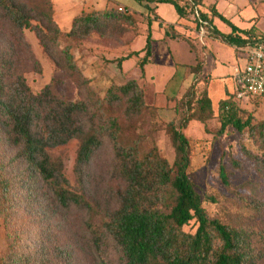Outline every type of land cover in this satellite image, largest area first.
Returning <instances> with one entry per match:
<instances>
[{"label": "rangeland", "instance_id": "374dc122", "mask_svg": "<svg viewBox=\"0 0 264 264\" xmlns=\"http://www.w3.org/2000/svg\"><path fill=\"white\" fill-rule=\"evenodd\" d=\"M17 1L25 6L33 24L45 29L47 17L51 14L55 25L61 31H68L73 18L81 12L125 4L135 9L134 24L112 21L82 42L75 44L73 41L70 51L79 66V71L75 74L67 67L61 50L66 46L67 40H63L59 45H53L49 54L41 46L34 30L29 28L22 30L21 41L14 39L9 30H6V36L14 39L17 48H20V43L23 47L28 44L27 48L33 56V61L28 60L26 49L23 48V54H18L16 67L25 70L23 75L33 93L42 92L49 84L57 98L66 101L79 99L86 101L89 110L80 120L86 128L94 124L99 126L108 114L120 116L126 121L127 137L139 135L142 138L141 156L155 145L172 163L176 148L165 124L174 122L178 125L182 117L191 112L189 102L196 99L203 87V84L192 82L187 87L188 94L185 95L186 91H183L186 85V65L192 63L194 59L188 44V36L195 37L196 33H191L180 24L175 30L171 29L167 34L172 38L171 41L167 44L155 43V54L150 56L152 62L145 66L143 76L138 62L144 52L125 60L122 67L112 61L131 51L140 50L145 45L148 33L147 11L135 1ZM177 1L181 5L186 2ZM213 3H216L218 10L230 17L234 24L240 28L250 29V36L264 35V0H205L203 9ZM156 10L168 22H172L174 14H178L171 3H159ZM181 22L184 24L190 22L196 26L195 15L182 17ZM158 24L164 27L165 31L164 24L160 22ZM216 24L219 25V29L216 25L215 27L222 33H230L231 26L219 17ZM153 25L157 27V22L154 21ZM204 29L206 31L204 35H207L208 31L213 33L212 29L206 27ZM208 46L210 48L206 50L209 55L208 63L214 68L217 67L216 70H212L211 74L214 77L209 85L215 111L205 122L190 121L185 130L191 139L193 151L189 175L211 217L232 225L243 226L257 233L254 235L257 238L264 235V179L255 172L254 163L247 153H260V150L256 143L232 126H227L222 135H216V129L220 127L219 102L238 86L236 78L238 58L232 45L221 38L212 40ZM211 49L214 52L212 55ZM131 79L137 82L135 90L129 94L118 92L120 97L118 100L100 106L97 100L107 94L110 86L127 83ZM136 94L144 96L146 106L139 112H128L130 100ZM236 103L242 109L252 112L256 121H264V97L236 98ZM1 133L3 135L4 132ZM79 143V138H73L51 149L63 159L68 187L84 193L102 210L115 211L120 205V196L126 187V181L114 140L108 133H103L102 145L94 151L85 167L83 182H79L75 175V158ZM0 149L2 151L5 149L11 156L19 150L10 145L0 146ZM222 155L229 174L230 186H225L219 176L218 163ZM232 158L239 159L242 166H234ZM9 173H13L18 182L12 214L8 221L0 218V258L6 253L8 243L16 237L19 239L18 244L26 249L32 245L57 249L54 254L57 264H124L120 258L119 247L111 237L107 238L102 252L97 250L86 226L89 219L87 210L75 207L67 210L60 207L51 190L21 159L14 163ZM195 228L194 221L185 227L188 231H194ZM253 255L256 264H264L263 240L254 243ZM102 256L105 257V262H102Z\"/></svg>", "mask_w": 264, "mask_h": 264}, {"label": "trees", "instance_id": "16d2710c", "mask_svg": "<svg viewBox=\"0 0 264 264\" xmlns=\"http://www.w3.org/2000/svg\"><path fill=\"white\" fill-rule=\"evenodd\" d=\"M133 1L147 11L148 33L145 45L140 50L131 51L112 61L122 67L125 60L144 52L138 62L143 76L145 65L152 55V15L158 18L155 7L159 3L173 4L180 18L195 15L198 30L204 25L231 45L241 46L264 40V35L250 36V29L234 24L218 10L216 3L203 9L205 0H186L182 5L177 0ZM134 11L131 5L125 4L81 12L73 18L68 31H61L55 25L51 14L47 17V26L44 29L31 22V17L21 2L0 0V146L19 148L12 156L5 149H0V218L8 221L12 214L18 181L9 170L21 159L51 190L60 207L67 210L75 207L89 212L86 226L97 250L102 252L107 238L111 237L119 247L120 258L124 264H256L253 255L254 243L258 240L264 241V235L255 238L257 233L243 226L211 217L189 175L193 151L191 139L185 130L190 121L205 122L215 111L206 83L209 78L201 77L200 59L191 67L197 73L193 83H205L196 99L189 102L191 112L184 115L178 125L174 122L165 124L176 148L172 163L155 145L141 156L142 138L139 135L127 137L126 121L118 115L108 114L99 126L94 124L86 128L80 121L81 116L89 110L86 101L57 98L49 84L42 92L35 94L23 75L25 70L16 67L18 54H23V48L26 49L28 60L33 61L27 43L24 47L20 43V48L14 45L15 38L23 40L21 31L29 28L35 31L41 46L49 54L53 45L67 40L66 46L61 50L67 67L75 74L79 71V66L70 51L73 41L75 44L82 42L112 21L134 24ZM215 17L230 25L232 31L229 34L219 31L214 25ZM174 28L172 24L165 26V33L168 34L169 29ZM6 30L12 33L14 39L6 36ZM189 43L191 46L194 44L192 41ZM136 83L135 79H131L127 83L112 85L107 94L97 102L101 107L112 103L120 98L118 92L129 94L135 90ZM185 91L187 95L189 91ZM236 96L235 90L228 92L220 100V127L216 129V135H222L227 126H232L256 143L260 153L247 154L254 163L257 175L264 179V121H256L252 112L242 109L236 103ZM252 97L261 96H250ZM130 101L128 112H139L146 106L142 94L134 95ZM1 132H4L3 135ZM103 133H108L115 142L126 181V187L120 196V205L112 212L102 210L84 193L68 187L63 159L51 150L73 138H79L75 175L79 182H83L85 167L94 151L102 145ZM223 158L224 155L218 163L219 176L225 186H230ZM232 162L236 167L242 166L239 159L232 158ZM192 221L196 224L195 230H186V225ZM18 241L19 239L13 237L8 243L6 253L0 258V264H57L54 257L57 249H46L37 245L26 249ZM102 262H105L104 256Z\"/></svg>", "mask_w": 264, "mask_h": 264}, {"label": "crops", "instance_id": "0c3cea01", "mask_svg": "<svg viewBox=\"0 0 264 264\" xmlns=\"http://www.w3.org/2000/svg\"><path fill=\"white\" fill-rule=\"evenodd\" d=\"M157 7H158V5L155 7V13L158 15V18L154 19V15L152 16L153 23H154V21L157 22V27H155L152 24V34H153V38H154L153 41H152V56L155 54V51H156L155 50L156 49V46H155L156 42H161V43L163 42V43L167 44L172 39L169 35H167L165 33L164 27H160L159 26V24H158L159 21H162L164 26H167L169 24L174 25V27L178 26L179 24L180 25H184L186 30L191 31V33L195 32L196 33L195 37L187 35L189 37L188 44L190 45L189 41H192L194 43L193 46L190 45V51H191L192 54H194V59H193L192 63L186 65V72H185L186 85L184 86L183 91L187 89L188 85H190L192 82H194V80H195V78L197 76V73L193 72L191 70V67L194 66L197 63L198 59H200L202 61L201 77H206L207 76L209 78L206 83L208 84V90H209V94H210L209 85H210V81L214 77L213 74H211V73H213L212 70H216L217 67L214 68V66H210L209 65V63H208L209 62V55H208V52H206V50L210 49L209 46H208V43L212 42V40H217V39L219 40L220 38L217 37V35H215V33H212V32H209V31L207 32L208 33L207 35H204L206 31L202 32V31L198 30L196 28V26L194 24H192V23L190 24V22H189V24L188 23L184 24V22H181V18L179 17V15L177 13L174 14V20L172 22H168L167 20H165V18H163L162 16H160L157 13V10H156ZM170 8L173 11V8L172 7H170ZM174 9H175V6H174ZM216 23H217V17L214 18V25H216V27L218 28L219 25H217ZM170 30L171 29H169V32H171ZM173 30H175V28ZM231 31H232V29H231ZM156 32H158V35H156ZM240 34L243 35L242 33H240ZM170 35L173 36L172 34H170ZM200 40H202V41H200ZM201 42H202V45H201ZM232 47L235 49L236 56L238 58V65H239V67L237 69V71H238L237 72V76H238V74L240 73V71L243 69V67L245 65V57H244V54L237 49V46L232 45ZM212 53H214V52L211 49L210 50V54L212 55ZM151 59L152 58H150V62H148V64L152 62ZM241 61H243V63ZM148 64H146V65L148 66ZM211 67H213V68H211ZM207 68H210V69L208 70ZM172 72L173 73L171 74V76H173V74H174V69H172ZM221 76H223V75H221ZM203 83H205V82L201 81V84H203Z\"/></svg>", "mask_w": 264, "mask_h": 264}, {"label": "built area", "instance_id": "2783aa9c", "mask_svg": "<svg viewBox=\"0 0 264 264\" xmlns=\"http://www.w3.org/2000/svg\"><path fill=\"white\" fill-rule=\"evenodd\" d=\"M201 31L205 32L204 25ZM244 54L245 65L237 76L236 98L264 97V40L237 46Z\"/></svg>", "mask_w": 264, "mask_h": 264}]
</instances>
